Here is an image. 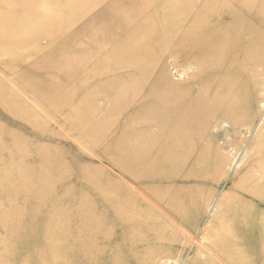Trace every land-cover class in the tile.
Returning <instances> with one entry per match:
<instances>
[{
    "label": "rangeland",
    "instance_id": "374dc122",
    "mask_svg": "<svg viewBox=\"0 0 264 264\" xmlns=\"http://www.w3.org/2000/svg\"><path fill=\"white\" fill-rule=\"evenodd\" d=\"M9 4L0 264H229L213 247L231 237L233 253L263 247L230 216L264 219V0ZM156 82L216 106L196 113L194 137L176 152L137 150L154 173L139 182L125 167L130 146L161 130L133 115Z\"/></svg>",
    "mask_w": 264,
    "mask_h": 264
},
{
    "label": "bare ground",
    "instance_id": "6f19581e",
    "mask_svg": "<svg viewBox=\"0 0 264 264\" xmlns=\"http://www.w3.org/2000/svg\"><path fill=\"white\" fill-rule=\"evenodd\" d=\"M12 1H14V0H2L0 2V7H2L1 11L7 10L9 5H10L9 2L12 3ZM41 14L42 13H40V15ZM0 23H2V22L0 21ZM4 23L6 24V22H4ZM6 26H3V28H6L5 31L8 32L7 31L8 29ZM8 28H10V27H8ZM12 28L13 27H11V29H9V30L10 31L14 30ZM25 32H27V31H25ZM0 34H2V33H0ZM4 34H5V32H4ZM5 41H7V40H5ZM21 41L23 42V40H20L19 42H21ZM181 45L183 46V43ZM218 46H219V44L218 45L213 44L212 49L215 50L216 47L218 48ZM213 59H216V58H213ZM124 61L128 62L129 58L125 59ZM129 62L132 63L134 61L131 60ZM135 65L139 66L140 63H136ZM196 77H197V75H196ZM214 83L215 84L213 86H216L218 88L217 89L218 94H220V95L222 94V96H224L223 94H224L225 88H222V86H223L222 82H219V83L214 82ZM167 87H170V86L161 85V83L156 82L151 87V89H149V91L147 92V95L150 98V103L148 102L149 104H147V106H145V107L140 106L138 109H136V111L134 112V115H133V117H144V116H146L145 118H148L152 125L154 124V125H158V127H160V130H161L160 134L161 135L162 134L164 135L165 133L169 132V135H167V136H162V137H161V135L158 136L157 142H154V141L152 142L151 139L148 140L147 138L146 139L144 138L143 140H141V142H138L137 144H133V146H130L131 151H132L131 153L128 154L130 163H129V165L127 164L125 167H126V170L128 171V173H130L134 177V179L138 180L139 182H145L146 179L150 180L154 176V173L150 169V164L152 162H145V163L142 162L143 163L142 164L140 162L137 163L134 160V158L137 159V156L139 155V151L141 148L150 150V148L153 146L154 148L161 149L162 151H173V153H174V151L176 152V150L179 147H181L184 144H187L188 141L194 137V135H195L194 128H197V126L193 123L192 119H194V116L196 115V113L199 111H203L204 109L213 108L216 106L214 100L212 98H210V96H209V101L205 100L202 102L200 101L201 100L200 95H196V96L193 95L191 98H182V97L172 98V97H170V93H172L173 90L171 88L168 89ZM168 90H171V91H168ZM139 91L140 90L137 87L136 88L133 87V89H132L133 93L138 94ZM208 91L201 92V95L202 94L205 95L206 92L208 94ZM134 95H136V94H134ZM92 114H93V112H92ZM213 120H214V118H213ZM151 124H149V125L151 126ZM149 125H147V126H149ZM168 127H170V128H168ZM156 146H158V147H156ZM137 150H139V151H137ZM171 153H169V154H171ZM166 154H168V153H166ZM169 156L172 157V159H173V155H168V157ZM179 158H180V154L175 155L174 160L178 161ZM160 165L164 168L168 167L167 161L166 162L162 161L160 163ZM167 174H169V173H166L165 171H164V173H161L162 176L167 175ZM259 205H261V204L259 203ZM259 212L263 213L264 211L263 210L261 211V209H259ZM254 215H255V217L249 213L248 214L247 213L246 214H234L233 213L230 216V218H231L230 221H232V219L233 220L236 219V221L238 220V224H243L242 227L243 228L245 227V229L247 231L245 234H247V237L250 235L251 238H253L252 240L257 241L256 243H259V242L263 243V247L256 249L257 247L254 246V247H250V248L248 247V249L244 248V250H243V247H242V249H239L236 247V249L238 251L236 253L235 252L233 253V250H230L231 248L229 246V243L230 244H231V242L235 243V241H231L234 238H232L230 235L231 240H226L227 239V237H226V239H225L226 241H224L225 243H223L224 244L223 250L220 249L217 246V244L215 247H218V248L213 247V250H215V252L218 251L220 256H222V258L225 259L229 264H256L257 263L256 259L258 258V256L260 259V264L264 263V257H263L264 256V219L260 218V220L258 221V220H256L258 215L256 213ZM256 221H258V222H256ZM248 226L250 227L249 230H247ZM251 227L254 228L255 231H253V229ZM251 229H252V231H250ZM228 232H230V230ZM225 233H227V232H225ZM245 234L243 236H246ZM233 235H235V234H233ZM226 236H228V235H226ZM237 241H238V239H237ZM246 241L248 242V240L243 237L241 244L244 245L245 244L244 242H246ZM249 242L251 243L250 239H249ZM223 244H221V245H223ZM210 249H212V248H210ZM208 252L211 253L210 251H208ZM206 253H207V251H206ZM213 253H211V254H213ZM211 259L210 260L206 259V261H204L200 264H210V263L211 264H222L218 261H215V259H214V261L211 262Z\"/></svg>",
    "mask_w": 264,
    "mask_h": 264
}]
</instances>
